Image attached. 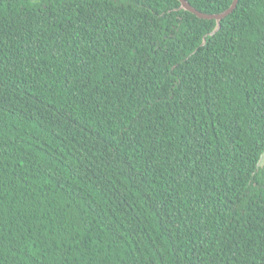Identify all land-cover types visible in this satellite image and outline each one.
<instances>
[{
	"label": "trees",
	"instance_id": "16d2710c",
	"mask_svg": "<svg viewBox=\"0 0 264 264\" xmlns=\"http://www.w3.org/2000/svg\"><path fill=\"white\" fill-rule=\"evenodd\" d=\"M216 27L0 0V264H264V0Z\"/></svg>",
	"mask_w": 264,
	"mask_h": 264
},
{
	"label": "water",
	"instance_id": "95a60500",
	"mask_svg": "<svg viewBox=\"0 0 264 264\" xmlns=\"http://www.w3.org/2000/svg\"><path fill=\"white\" fill-rule=\"evenodd\" d=\"M178 1L181 3V8L183 10L191 12L201 19L215 20L217 22V27L212 32V34H215L220 29L221 21L233 13V11L237 8L238 2H239V0H234L232 5L230 6V8L227 9L226 11H224L223 13L215 14V15H209V14H204V13L196 10L194 7L191 6V4L187 0H178ZM263 166H264V153L262 154L260 161L258 163V167H263Z\"/></svg>",
	"mask_w": 264,
	"mask_h": 264
}]
</instances>
